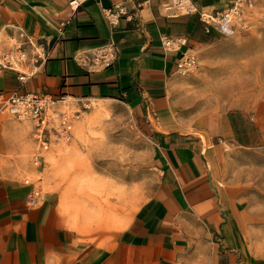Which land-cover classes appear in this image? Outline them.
<instances>
[{"label": "crops", "instance_id": "1", "mask_svg": "<svg viewBox=\"0 0 264 264\" xmlns=\"http://www.w3.org/2000/svg\"><path fill=\"white\" fill-rule=\"evenodd\" d=\"M165 1L83 0L71 16L69 0H0V48L10 45L8 26L17 24L49 54L25 82L0 70V90L66 95L78 105L124 104L149 122L158 172L152 194L104 243L68 226L30 184L0 175V264H241L235 249L239 208L231 191L219 186L217 168L226 143L250 146L252 139L230 112L198 121L189 111L188 75L178 72L177 62L185 52L209 49L219 33L198 13L169 15ZM232 1L192 0L206 10ZM119 5L112 26L104 10ZM165 37L179 41L166 49ZM108 41L118 49L113 65L80 66V56Z\"/></svg>", "mask_w": 264, "mask_h": 264}, {"label": "rangeland", "instance_id": "2", "mask_svg": "<svg viewBox=\"0 0 264 264\" xmlns=\"http://www.w3.org/2000/svg\"><path fill=\"white\" fill-rule=\"evenodd\" d=\"M207 48L191 52L197 66L182 74L188 109L198 121L230 112L252 139L250 146L226 143L217 175L239 208L238 261L264 264V18L247 31L219 34ZM56 112L66 114L71 128L67 137L47 134L44 148L32 120L0 115V175L30 184L82 237L108 242L156 185L151 127L117 101L80 109L71 100L55 102L48 114Z\"/></svg>", "mask_w": 264, "mask_h": 264}, {"label": "built area", "instance_id": "3", "mask_svg": "<svg viewBox=\"0 0 264 264\" xmlns=\"http://www.w3.org/2000/svg\"><path fill=\"white\" fill-rule=\"evenodd\" d=\"M263 0H233L220 8L210 10L199 8L192 0H166L163 3L164 10L172 16L198 13L200 20L209 28H214L219 34H234L247 31L256 24L258 19L264 18ZM83 0H69L68 6L71 16L77 11ZM117 10H104L105 16L112 26L118 23L119 12L122 6H116ZM68 20L61 23L59 33ZM8 39L10 45L0 48V70H12L17 73L18 80L25 82L29 75L38 71L48 60V52L33 34L17 24L8 26ZM179 40L171 37L163 38V47L170 49ZM177 62V70L184 74L197 66V59L191 52L182 54ZM118 57V49L112 41L96 45L92 50L78 58V62L86 71L94 68H104L113 65ZM29 64L31 66L29 67ZM69 100L66 95L55 97L49 93L23 92L20 89L0 90V115L8 114L16 119H30L35 123V133L39 146L44 148L48 144L47 134L53 132L59 137H67L71 124L64 112L53 113L50 117L48 110L55 102L66 104ZM76 105L85 107L86 104ZM78 112V111H76ZM54 120L57 124L54 125ZM39 156V155H37ZM40 157V156H39Z\"/></svg>", "mask_w": 264, "mask_h": 264}, {"label": "bare ground", "instance_id": "4", "mask_svg": "<svg viewBox=\"0 0 264 264\" xmlns=\"http://www.w3.org/2000/svg\"><path fill=\"white\" fill-rule=\"evenodd\" d=\"M78 118V117H77Z\"/></svg>", "mask_w": 264, "mask_h": 264}]
</instances>
